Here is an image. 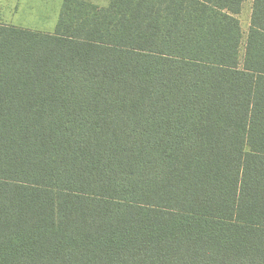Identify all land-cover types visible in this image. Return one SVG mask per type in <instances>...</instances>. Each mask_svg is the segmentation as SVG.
<instances>
[{
  "label": "trees",
  "instance_id": "16d2710c",
  "mask_svg": "<svg viewBox=\"0 0 264 264\" xmlns=\"http://www.w3.org/2000/svg\"><path fill=\"white\" fill-rule=\"evenodd\" d=\"M247 1L0 21V264H264V0L244 37Z\"/></svg>",
  "mask_w": 264,
  "mask_h": 264
},
{
  "label": "rangeland",
  "instance_id": "374dc122",
  "mask_svg": "<svg viewBox=\"0 0 264 264\" xmlns=\"http://www.w3.org/2000/svg\"><path fill=\"white\" fill-rule=\"evenodd\" d=\"M106 6L109 0H90ZM62 0H0V21L33 30L52 32L55 28ZM251 0L245 2L239 15L241 29L246 36ZM243 46L240 47V55Z\"/></svg>",
  "mask_w": 264,
  "mask_h": 264
}]
</instances>
